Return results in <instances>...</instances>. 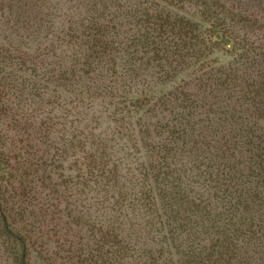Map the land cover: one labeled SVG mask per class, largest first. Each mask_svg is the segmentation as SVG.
<instances>
[{"label": "rangeland", "instance_id": "obj_1", "mask_svg": "<svg viewBox=\"0 0 264 264\" xmlns=\"http://www.w3.org/2000/svg\"><path fill=\"white\" fill-rule=\"evenodd\" d=\"M12 3L31 28L0 0V264H21L8 213L30 264H264V0ZM147 15L193 26L155 38Z\"/></svg>", "mask_w": 264, "mask_h": 264}, {"label": "trees", "instance_id": "obj_2", "mask_svg": "<svg viewBox=\"0 0 264 264\" xmlns=\"http://www.w3.org/2000/svg\"><path fill=\"white\" fill-rule=\"evenodd\" d=\"M10 1V4L8 6V15L11 16L12 18H14V25L15 26H19L21 27L22 29L25 28V27H28L31 28V23H30V16L27 15L26 11H24L22 9L21 6H18V7H14L13 6V0H9ZM158 17L157 16H149L147 15L146 19L143 20V22H145V25L146 27L148 28L147 29V33H152L153 35V32L154 31H157V35H153L155 38H159L161 37V35H165L167 34V30H168V33L169 32H175L176 29L178 31H182L184 30L185 31V34L187 33L186 31V28L188 30V28H190L191 26H193L192 23L190 22H185L183 24H180V23H177L176 20H172V21H167L166 18L164 19L165 21H163L162 19L160 20L161 22L159 23L158 22ZM157 27V28H156ZM175 32V33H178ZM150 41L147 42L148 45H152V50L153 53H154V57H158V59H164V60H167V56H159L158 54H160L161 52H165L166 49L162 46H159L161 43H163V41L161 40L160 38V43L155 41L154 39H149ZM158 53V54H157ZM187 54V53H185ZM182 57H184V54H181ZM7 59H10V57L8 56ZM212 74V73H211ZM212 76V75H211ZM7 78H9V76H6ZM5 77V78H6ZM211 78V77H208V79ZM226 79L224 78L222 81H221V85H224L226 84ZM15 83L12 82H7V84H4L2 87L4 89L3 92H1L0 94V99L4 96V93H5V89L6 88H11V89H15ZM262 177V176H261ZM261 183H262V186H263V191L261 192V195L260 196H257V195H251V198H250V201H260V202H263L264 201V198H263V193H264V175H263V179L261 180ZM160 194V193H159ZM161 195V194H160ZM165 195H167V192L164 191V193L162 194V197H165ZM175 197V196H174ZM3 199V198H2ZM173 199H176V198H173ZM1 199H0V203H1ZM169 205L170 202L168 203ZM155 205V204H154ZM175 213H179L178 211H175ZM246 219V218H245ZM12 221V222H10ZM245 221V220H244ZM6 229V231L8 233H10L13 237H15L16 239H18L19 241H21L22 245H23V251H22V255H21V264H30L29 262L26 261L27 259V254L25 253V249H26V246L24 245V241L22 240V238H18L16 237V234L14 233V227H15V220H11V215L10 213L6 214L5 215V218H4V225H3ZM252 226H253V223L252 222H249V225L246 229H244V223H243V227L241 228V230L239 229H236V232H238L239 235H242L243 237H248V243L253 241V240H256L259 238V235H258V231L256 230H253L252 229ZM226 238V239H225ZM224 238V244H222V247H226V249H231V247H234L233 246V241H234V237L233 236H229V235H226V237ZM218 247H221V244H219ZM192 259H197L198 258V255H194V254H190L189 255ZM208 257V256H207ZM203 258L201 256H199V259H198V263L197 264H201L202 263V260ZM228 262V259L225 261V264H227Z\"/></svg>", "mask_w": 264, "mask_h": 264}]
</instances>
